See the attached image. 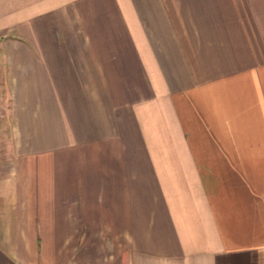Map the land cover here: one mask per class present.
Masks as SVG:
<instances>
[{"label": "crops", "instance_id": "1", "mask_svg": "<svg viewBox=\"0 0 264 264\" xmlns=\"http://www.w3.org/2000/svg\"><path fill=\"white\" fill-rule=\"evenodd\" d=\"M0 264H264V0H0Z\"/></svg>", "mask_w": 264, "mask_h": 264}, {"label": "rangeland", "instance_id": "2", "mask_svg": "<svg viewBox=\"0 0 264 264\" xmlns=\"http://www.w3.org/2000/svg\"><path fill=\"white\" fill-rule=\"evenodd\" d=\"M2 111H5V110L0 108V129L3 126L2 124H6L5 120H3L5 118V116L4 115H1V112Z\"/></svg>", "mask_w": 264, "mask_h": 264}]
</instances>
